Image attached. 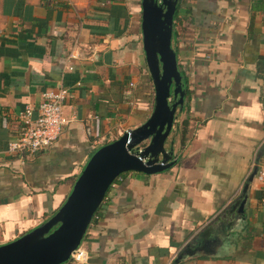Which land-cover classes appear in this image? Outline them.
I'll use <instances>...</instances> for the list:
<instances>
[{
    "label": "crops",
    "instance_id": "obj_1",
    "mask_svg": "<svg viewBox=\"0 0 264 264\" xmlns=\"http://www.w3.org/2000/svg\"><path fill=\"white\" fill-rule=\"evenodd\" d=\"M141 16V0H0V245L51 217L92 153L149 117ZM173 47L189 91L177 164L115 181L84 264H264V183L249 181L264 169V0H184ZM59 88V140L6 152L19 114Z\"/></svg>",
    "mask_w": 264,
    "mask_h": 264
},
{
    "label": "water",
    "instance_id": "obj_2",
    "mask_svg": "<svg viewBox=\"0 0 264 264\" xmlns=\"http://www.w3.org/2000/svg\"><path fill=\"white\" fill-rule=\"evenodd\" d=\"M180 0H141V35L154 90L152 111L140 126L97 148L72 188L46 221L0 245V264H69L81 248L94 215L115 181L128 172L155 175L177 164L175 140L186 90L173 47L174 19ZM256 172L249 178L251 181ZM248 185H245V194ZM238 206L243 210L246 198ZM187 250L177 259L179 262Z\"/></svg>",
    "mask_w": 264,
    "mask_h": 264
},
{
    "label": "built area",
    "instance_id": "obj_3",
    "mask_svg": "<svg viewBox=\"0 0 264 264\" xmlns=\"http://www.w3.org/2000/svg\"><path fill=\"white\" fill-rule=\"evenodd\" d=\"M70 57L75 58L73 54ZM261 87L264 92V73ZM68 95L69 91L65 88L51 89L43 94L42 101L36 108L25 107L18 117L21 130L14 139L7 142L6 152L28 159L48 151L59 140L63 128L69 122L62 112ZM256 179L264 183V169L257 171ZM86 262L87 254L82 247L72 254L71 264ZM172 262L173 259L167 264Z\"/></svg>",
    "mask_w": 264,
    "mask_h": 264
},
{
    "label": "trees",
    "instance_id": "obj_4",
    "mask_svg": "<svg viewBox=\"0 0 264 264\" xmlns=\"http://www.w3.org/2000/svg\"><path fill=\"white\" fill-rule=\"evenodd\" d=\"M183 2H184V0H180L179 1V3H178V6H177V10H176V14H175V19H177V18H179V15H180V12H181V6H182V4H183ZM174 19V20H175ZM183 79H184V88H185V90H186V97H187V95H188V93H189V91H188V89H187V83H186V80H185V77L183 76ZM183 124V123H182ZM183 126H185V124H183ZM181 125H180V129H179V131L181 132ZM184 135V132H183V134H182V136ZM123 175V174H122ZM121 175V176H122ZM120 176V177H121ZM118 180V179H117ZM102 206V205H101ZM100 210H101V207L98 209V211L96 212V214L94 215V218H93V221H92V223L93 222H95L96 220H97V217H99V213H100Z\"/></svg>",
    "mask_w": 264,
    "mask_h": 264
},
{
    "label": "bare ground",
    "instance_id": "obj_5",
    "mask_svg": "<svg viewBox=\"0 0 264 264\" xmlns=\"http://www.w3.org/2000/svg\"><path fill=\"white\" fill-rule=\"evenodd\" d=\"M252 174H250V176H251Z\"/></svg>",
    "mask_w": 264,
    "mask_h": 264
}]
</instances>
